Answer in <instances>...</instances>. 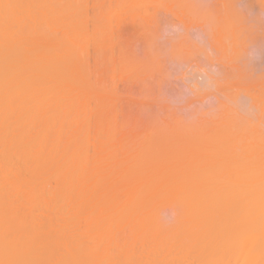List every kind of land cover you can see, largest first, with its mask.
<instances>
[{
  "label": "rangeland",
  "instance_id": "obj_1",
  "mask_svg": "<svg viewBox=\"0 0 264 264\" xmlns=\"http://www.w3.org/2000/svg\"><path fill=\"white\" fill-rule=\"evenodd\" d=\"M14 1L17 4L18 0ZM68 1L70 2L71 0H19V7L18 5L17 7L14 5L13 10L18 15L16 17L20 18L17 20L19 22L17 24L19 29L16 23L13 24L15 25L14 29H16L14 38L16 37L15 41H17L14 44L16 49L11 50H17V54L19 51V54L22 56L19 57V54H13V56L17 55L18 58L16 56L13 57L8 52V55L5 54L6 57L10 55L13 58L8 57V59L10 58L9 60L15 61L19 59L18 61L22 62L26 59L25 57L29 56V54L27 56L28 51L26 52V56L24 55L25 53H21L25 51L24 49L34 47L35 50H39L37 44L31 46V29L35 28L36 31L43 35V32L46 31L47 35L42 36L41 34L43 45L52 37L56 39L55 41L59 40L61 42L60 45L68 44L69 46L70 44L71 46L69 47L74 51L73 57L75 60L78 59V61L76 60L78 62L77 66L82 67L79 69L80 73L77 71L74 75V78H76L79 74L78 77L80 79L76 78L77 82H72L75 85L71 83L72 86H68L70 83L68 81V84L63 82L65 86L58 84L56 86L57 89L56 87L53 89L52 85H49L47 83L48 80L45 79V82H47L42 83L43 86L42 84L40 86L38 83L44 80L41 79L42 81H39L40 78L37 79L39 75L34 78L31 74L32 77H29L31 76L30 73H33V68L29 66L32 65L33 67L34 63H39L37 56H39L40 60H43L41 56L44 52H37L38 55L34 52L33 55V50L29 51L31 58L33 57L34 60L28 57L26 61L30 63V60H33V63L31 62L32 64L27 66L29 67L28 69L25 68V72L23 68L26 65H24L23 61L24 67L22 68V64L20 65L23 72L20 70V75H18V70L15 68L17 70L15 76L13 75V70L15 69L9 70L10 68H14V65L8 66V69L6 67L7 63L10 65L12 60L9 63V60H6V58L4 60L7 63H4L3 58L5 56L1 54L0 65L6 64L2 67L6 68L7 71L9 70L10 73L13 72V74H9L10 77H8L9 72H0V77L4 81L0 83L2 84L3 82L5 84L6 82V85L2 84L0 86L1 90L12 79L13 83L22 82L17 85L22 84L21 88L24 89L34 86L28 89V92L32 91L30 93L26 89L27 94H24L26 92L22 91L21 88L19 89L18 86L16 87L17 90L19 89L18 91L24 92L22 94L19 93L20 97L31 95L32 97L29 96L30 98L27 96L29 100L26 96H24L26 100H24V97H21V99L17 98L19 96L18 93H15L17 90L13 87V84H9V88L8 86L6 87L8 89L5 88L7 91L5 90L4 92H6L7 96L5 94H2L3 96L0 95V182H3L2 184L0 183V213L5 212L3 214L7 215L9 212L10 214L9 216L7 215V218L10 217V219L5 221H10L8 224L12 222L14 227L15 223L16 225L22 224L21 226H27V229L34 224L31 228H36L35 230L38 231L35 232L38 234L43 229L45 232H50L45 233L43 231L45 237L48 234L51 235H48L49 238L56 237L57 235L56 240L58 241L59 239L60 241L58 242H64L59 248L62 246L61 249H63L66 245L70 248L64 247L63 253L65 254L66 252L68 254H65L66 256L72 257V252L73 256L75 255L74 253L80 252L76 256L79 255V259L83 257L82 261L84 263L85 261H92L93 264H124L126 259L125 264H132L133 262H135L133 264H171L175 259L174 262L176 263L173 262L172 264H180L179 261H181V264L183 262L184 264H198L206 258L202 259L201 257L207 256L210 253L212 256L210 258L207 256L209 259H205L202 261L205 263L201 264H209L210 262L212 264V262L214 263L217 260L219 262H215L216 264L221 262H223L222 264H228V262H230L229 264H242L243 259L239 256V254L241 255L239 244L236 243L235 245V242H232L237 250L240 249L237 251L235 246H232L233 249L232 247H228V245L225 248V244L223 243L224 241L226 243V238H230V241L227 240V242L231 246L232 243L229 242L232 240L236 241V237L234 239L233 234L237 232L236 230L233 231L235 229V221L233 223L230 221L234 229L229 227L231 225L227 221H229V217H232L231 214L233 212H229L226 209V205H231L230 207L235 210V207L239 203L238 201L241 199L240 192L238 191H242V194L247 189L245 193L248 194L252 190L255 191L256 188L254 186L258 184L260 187L258 185L255 186L257 187V194H259V196L256 194L258 196V201L256 200L258 207H256L260 209V212L264 208V183L263 185L259 184V182L262 184L264 180V169L261 170L264 167V162L261 161V159H264V0H72L70 6H68ZM67 17H69L68 20ZM55 22L56 25L58 24L56 31H54L56 27H53ZM50 26L54 29L49 30L52 29ZM50 32L55 33H51L50 35ZM72 34L76 37L71 38ZM44 39L47 40L45 41ZM69 39H77V43L72 40L76 43L74 44V48L72 46L73 42L71 43ZM14 45L13 48H15ZM21 48L24 49L21 51ZM49 48L45 53L49 51ZM15 51L11 52L14 53ZM22 57H24L23 60ZM43 61H45L43 63L48 64V60L44 59ZM26 64L28 65V63ZM0 69V71L4 70ZM36 73L34 72L33 74L35 75ZM20 77L21 80L19 79ZM15 79H19V81ZM22 79L23 81L25 79V81L32 83L27 84L24 82L23 84ZM23 85L26 86L23 87ZM11 89L13 92L8 91ZM39 94L41 98L38 97ZM4 96L6 98L10 96L9 99L7 98L9 103L7 99H4ZM39 100H41V103ZM14 103L18 110H16ZM18 105H22V109ZM19 109L22 113H18ZM5 111L10 116L6 117ZM6 131H10L8 132L9 134ZM199 133H202V138L209 136L208 140L210 137H213L212 142L214 141V143L209 142L206 139L207 137H205L206 141L200 142L198 136L201 134ZM219 133L222 134V137L219 136L221 135ZM193 136H195L196 142L197 140L199 142L195 143V139L192 138L194 141L192 143L191 137ZM201 137L200 140H202ZM218 137L221 138L220 140L224 138L223 141H220L222 142L220 144H217V141L219 142ZM178 138L183 139L178 140ZM180 140L186 141H183L185 142V146L182 145L183 142ZM178 142L181 146H178ZM200 143H204L203 147ZM187 144H190L189 147L191 148H187ZM215 144L217 145L215 146ZM251 146L252 148H250ZM247 147L249 149H245ZM197 149L200 150L197 151ZM224 149L229 151H225ZM252 149H254L253 152ZM176 150L178 153L180 152V155ZM183 150L186 151V155ZM216 151L224 153L220 154ZM238 152L241 154H238ZM175 153H177V157H173ZM190 154H192L191 157L194 159L195 157L198 158V156L201 158V155L205 158L208 157L206 159L208 162L205 161L208 165L207 163L206 165L203 163L205 166V171L202 172L203 175L194 174L197 172L195 170L197 163H195L196 166L193 165L194 163H188L189 165L184 164L187 167L181 168L180 166L181 172L178 170L180 169L177 167L178 160L189 158ZM243 155L244 159H240L239 157L242 156L241 158H243ZM221 156L225 158L223 159ZM245 156L249 160L245 165L246 167L244 166L246 161ZM133 157L135 159L131 161ZM235 157L236 159H234ZM230 159L234 166H239L240 164L239 171L236 166L235 168L237 169L233 168L234 166L230 162ZM254 159L255 161H253ZM252 161L257 164L261 162L258 165L263 167H258L255 163H251ZM129 163L131 164L129 165ZM152 163L153 166L151 167ZM229 163L231 165L228 168L226 166ZM134 165H137V167ZM145 165L150 168L146 169ZM218 166H221L220 169L222 167L225 169L219 170L217 169ZM189 167H193L194 169H192L195 172H191ZM253 168L260 170L258 172L259 175L255 176L256 178L259 177L258 180H261L259 182L255 180L256 184L254 183V186L251 185V179L258 170L253 173L255 171H253ZM250 169L252 170L250 171ZM136 170H138V173ZM176 170L177 172L175 173ZM184 170L189 172L188 175L190 173H193V175L190 174V178L188 176L186 178L185 174H180ZM240 170L244 171V173L242 174ZM236 171L238 174L234 175L237 173ZM249 171L253 174L252 178H250L251 173ZM128 172L130 175L127 174ZM217 172L224 175L220 176ZM260 172L263 173L260 174ZM212 173L215 175L214 177H210ZM204 174L211 175L206 177ZM181 175L186 178H183L185 180L183 182ZM197 175L201 176L197 178ZM2 176H8L9 180L7 179L8 177L5 179ZM65 176L67 177L65 178ZM195 176L196 179H193ZM230 176L231 178H229ZM127 177L129 178L127 179ZM134 177L138 179L136 180ZM161 177L163 178L161 179ZM165 178L166 180L164 181ZM211 178L212 180L209 181ZM247 178L249 179L247 180ZM117 179H119L118 182H116ZM123 180L126 181L123 182ZM219 180L222 181L221 185L218 183L220 182ZM202 181L204 182L202 183ZM227 181L230 182L227 183ZM132 182L133 185L135 184V188L132 187ZM217 183L218 185H216ZM243 183L247 187L242 185ZM121 184L123 185V191H121ZM129 184L133 188V191ZM211 184L214 191L210 187ZM127 187L130 188V190L128 188L129 191L126 189ZM134 189H137V193L135 192L133 195ZM204 189L206 191L209 189V192L206 193ZM248 189L252 190L249 191ZM233 190L234 192H232ZM258 190L261 191L258 192ZM129 194L133 195L132 198ZM135 194L138 195L136 196ZM62 196L66 197L65 200ZM58 197L61 198H59L60 202L58 201ZM211 200H217L211 204L212 210L208 206ZM78 205L79 207H77ZM204 205L205 208L208 207L207 210L209 209L208 213L211 217H207V211L205 208V210L203 209ZM184 207H186V210ZM222 207L225 208L223 209ZM214 208H216V211H213ZM6 209L7 212L5 211ZM263 213L264 210H262V216ZM216 214L222 217V221L224 220L222 215H226L225 219L228 224L222 225L220 222H216V227L219 224V228L217 229V232H219L217 234L214 231L216 228L210 225L211 227L213 226V231L215 232V236H211L213 235L209 233L212 231L211 227L208 226L210 228H206L205 226L208 225V222L206 225L204 223L208 221L206 217L210 219L209 221L212 220V217L219 219L220 217ZM236 214L239 217V213ZM0 215V220L3 222L6 215ZM119 215L121 217L117 218L116 216ZM237 216L233 217L236 218V224L238 225ZM3 217L4 219H2ZM201 217H205V220ZM215 219L213 218V220ZM69 220L70 222H67ZM198 222H204L199 224L201 229H199V225L197 226ZM5 224L7 225V223ZM41 224H45V226ZM211 224L214 223L211 222ZM222 226H228V231L230 229V232L224 233L226 230ZM262 228L264 230V227ZM87 229L89 230L87 231ZM209 229L211 231L208 232ZM194 230L196 231L194 232ZM222 231L223 233H221ZM240 232L242 231L239 230V234H235V236L240 235ZM205 233L211 235L208 234L209 236H207ZM219 233L223 234L222 238L220 236L224 240L222 241L223 244H220L221 240L220 242L216 240L218 239L216 236L219 237ZM118 234L120 238L123 236L121 240L115 237ZM127 235H129V239H124ZM170 235L173 238L165 239L169 238ZM197 235L201 236L203 245L201 242H199L200 244H195L196 240L200 239L196 238ZM225 235L228 236L224 237ZM206 236L208 238L215 237L216 239H214L219 244H215L216 247H212L215 242L211 243L210 238L209 242L212 245L210 246L208 242L207 246V240H205V244L203 241L207 239ZM232 237L233 239L231 240ZM238 237L237 240L240 241L239 239L241 238ZM51 240L53 238L49 241L51 242ZM186 240L187 242L184 243ZM179 241L184 244H181ZM161 242L163 243L161 244ZM122 244L124 247H122ZM68 245H72L73 248L71 249L72 246L69 247ZM198 245H201L202 249H200L201 247L198 248ZM218 245L222 247H218ZM118 246L122 248H118ZM75 247L79 248L76 249ZM218 248L221 250L220 253V250L217 252ZM205 249H209L207 250L208 252ZM69 250L70 255L67 252ZM200 250H204L207 255H202L204 251L199 254ZM210 250L214 251L211 253ZM62 251L60 253L57 252L58 255L62 254ZM94 251L97 253L93 254L95 253ZM101 251H103V255ZM213 253L221 254L218 256L219 259L218 257H216L217 259L214 258L215 255ZM200 255L201 257H199ZM222 255L223 257L225 255V259ZM227 256L232 257V260ZM226 257L230 261H227ZM149 259L152 260L149 262ZM162 260L164 261L161 262ZM244 260L246 261V258ZM82 261L80 259L78 262ZM239 261L242 263H239ZM87 264L90 263L87 262Z\"/></svg>",
  "mask_w": 264,
  "mask_h": 264
},
{
  "label": "bare ground",
  "instance_id": "obj_2",
  "mask_svg": "<svg viewBox=\"0 0 264 264\" xmlns=\"http://www.w3.org/2000/svg\"><path fill=\"white\" fill-rule=\"evenodd\" d=\"M17 1V0H16ZM23 1V0H22ZM72 1V0H71ZM70 1V2H71ZM25 2V1H24ZM70 2L68 1V4H67V2H65L68 6H70ZM17 4H15V1L14 0H0V57H1V54L3 55L4 54V58H3V60L4 59H6V60H9L8 59V57H11L10 55L12 54V56H13V54H17V50L15 51V50H11V49H16V46L14 45V44H16V41H15V38H14V35L16 34V32H15V30L16 29H14V26L15 25H13V24H15L16 23V26H17V24L19 23V22H17V20L20 18H17L18 17V15L16 14V11L15 10H13L14 9V7L16 6L17 7V5H18V7H19V4L18 3H20L19 2V0L16 2ZM264 3V2H263ZM35 4V3H34ZM15 5V6H14ZM67 5H66V9H67ZM21 6H22V3H21ZM77 7V6H76ZM49 9H51V8H49ZM21 11V10H20ZM72 11V10H71ZM63 12V11H62ZM69 12V11H68ZM21 15V14H20ZM17 16V17H16ZM66 17V16H65ZM69 19V17H67V20ZM66 20V19H65ZM81 20V19H80ZM73 22V21H72ZM78 22V21H77ZM47 23V22H46ZM46 23H44V24H46ZM49 23V22H48ZM59 23V22H58ZM41 24V23H40ZM40 24H39V27H40ZM65 24V23H64ZM72 24V23H71ZM82 24V23H81ZM80 24V25H81ZM12 25H13V27H12ZM49 25V24H48ZM55 25H56V22H55ZM53 26L54 28H55V30L54 31H56L57 30V27H58V24L56 25V26ZM38 26V25H37ZM79 26V25H78ZM18 27V26H17ZM49 27V26H48ZM75 27V26H74ZM43 28H45V27H43ZM50 28H52L51 26H50ZM54 28H52V29H49V30H53ZM78 28V27H77ZM12 29H14V30H12ZM18 29H19V27H18ZM35 28H33V29H31V34H30V40H31V43H32V45L31 46H34V45H36L37 44V47H39V50L37 51V50H35L34 49V47L33 48H29V49H24V48H21V51H22V49H24L25 51L23 52H21L22 54H24L25 56H26V52H27V56H28V54H29V59H33V57L31 58V56H30V54L31 53H29V51H32V54L34 55V52H36V54L38 55V53H43L44 52V56L42 55H40L41 57H42V59L44 60H48V64H46V63H43V62H45V61H43V60H40L39 59V56H37L38 58V64H41V65H39L38 66V64H33L34 66L32 67V65L31 66H29L30 64H32L33 62V60H30V63L29 62H27L26 61V59L28 58V57H25L26 59H24V57H22V60L24 61H22L23 63H24V65H26L25 67L23 66V64H22V62H19L18 60L19 59H17V60H15V61H13L12 59V61L11 60H9L8 62L10 63V61H11V64L10 65H8V63L6 62V60H4L5 62L4 63H7V69L10 67V66H12V65H14V68H10L9 70H11V69H15V68H17V70H18V73H19V71L20 70H22V72H23V69H24V71L26 70V69H28L29 67L30 68H33L32 69V72L34 73V72H37L35 75L33 74V73H30V75L32 74L33 75V77L35 78V76L37 77V75H39L38 76V78L37 79H39L40 78V80L39 81H42L41 79H45V80H48V84L49 85H52L51 87L54 89L58 84L60 85V86H65V82L67 83L68 81H70V83L68 84V86L69 85H71L72 86V82H74V81H76L77 82V79L76 78H78L79 79V77H78V75L76 76V78H74V75L76 74V72L78 71L79 73H80V71H79V69H81V67H78L77 66V64H78V62H76V60L78 61V59H76L75 60V58L73 57V53H74V51H72L73 49H71L69 46H71L70 44H69V46H68V44H63V45H60V43L61 42H59V40L58 41H55L56 39H53V37L50 39V37H49V39L50 40H47L48 42H46L45 43V41H44V45H43V37L42 36H44V35H47L45 32L46 31H44L43 33H44V35L42 34V33H40V32H38V31H36V29L34 30ZM79 29H80V27H79ZM38 30V29H37ZM39 30H40V28H39ZM48 30V31H49ZM73 30V29H72ZM14 31V32H13ZM41 32H42V27H41ZM59 32V31H58ZM74 32V31H73ZM80 32H82V31H80ZM80 32H79V34H80ZM49 33V32H48ZM51 33H55V32H50V35H51ZM75 33V32H74ZM41 34H42V36H41ZM49 35V36H50ZM76 35V34H75ZM72 36V37H71ZM70 37L71 38H75L74 37V35L72 34ZM78 36V35H77ZM45 38V37H44ZM46 38H48L47 36H46ZM55 38V37H54ZM77 39H78V37H77ZM76 39V40H77ZM79 39H80V37H79ZM72 40H74V39H72ZM71 39H69V41L72 43V46H73V48H74V44H76L77 42H76V40H74V41H72ZM51 41V42H50ZM19 42V41H18ZM38 42V43H37ZM82 42V41H81ZM42 43V44H41ZM49 43V44H48ZM80 43V42H79ZM20 44V43H19ZM19 44H18V46H19ZM47 44V45H46ZM81 44V43H80ZM13 45H14V47L15 48H13ZM30 45V44H29ZM42 45H43V47H42ZM49 45H50V48H49ZM67 45V46H66ZM20 48V47H19ZM27 48V47H26ZM49 48V51L47 52V53H45L46 51H47V49ZM41 50V51H40ZM43 50V51H42ZM11 51H15L14 53L13 52H11ZM10 53V55L9 56H7L6 57V55L5 54H7V53ZM38 52V53H37ZM8 53V54H9ZM7 54V55H8ZM18 54H19V51H18ZM17 54V55H18ZM17 55H14L13 57H17ZM22 55L21 54H19V57H21ZM43 57H45V58H43ZM18 58V57H17ZM2 59V58H1ZM28 59V60H29ZM36 59V58H35ZM3 60H2V62H3ZM16 61H18V62H16ZM42 61V62H41ZM0 62H1V60H0ZM12 62H14V63H12ZM32 62V63H31ZM41 62V63H40ZM18 63H19V65H18ZM26 63H28V65L26 64ZM1 64V63H0ZM17 64V65H16ZM22 64V65H21ZM44 64V65H43ZM4 65H6V64H4ZM4 65H0V68H2V70L3 71H0V72H4V73H6V72H9L8 73V75L9 74H13V72L12 73H10V71L8 70H6V68H3L2 66H4ZM15 65H16V67H15ZM20 65L22 66V68L20 67ZM43 65V66H42ZM46 65V66H45ZM9 66V67H8ZM27 66H29V67H27ZM36 66V67H35ZM20 68V69H19ZM26 68V69H25ZM77 68H78V70H77ZM83 69V68H82ZM1 70V69H0ZM16 70V69H15ZM15 70H13L14 71V76L16 75L15 74V72H17V70L15 71ZM6 71V72H5ZM12 71V70H11ZM28 71V70H27ZM30 71H31V69H30ZM29 71V72H30ZM26 72V71H25ZM43 73V74H42ZM24 74V73H23ZM27 74V73H26ZM5 75V74H4ZM18 75H20V73L18 74ZM32 75L31 76H29V77H32ZM8 77H10V75L8 76ZM12 77V76H11ZM17 77V76H16ZM26 77H28V76H26ZM28 77V78H29ZM250 77V76H249ZM256 77V76H255ZM23 78V77H22ZM47 78V79H46ZM0 79H1V77H0ZM20 80H21V77L19 78ZM19 79L17 80V79H15V80H17V81H19ZM32 79V78H31ZM236 79V78H235ZM45 80L43 81V82H40V83H38V81L37 80H35V81H37V83L38 84H40V86H41V84L43 83H46L45 82ZM80 80V79H79ZM262 80H263V78H262ZM1 81H3L2 79L0 80V82ZM13 81V79L11 80V81H8L7 82V84L9 85V84H13V87H17L18 85L17 84H19V83H22V82H20L19 81V83H13L12 82ZM22 81H23V79H22ZM34 81V82H35ZM4 82V81H3ZM3 82H2V84H3ZM15 82V81H14ZM24 82H26L27 84H31L32 82H27V81H25V79H24V81H23V84H24ZM34 82H33V84H34ZM62 82V83H61ZM64 82V83H63ZM36 83V82H35ZM72 83V84H71ZM1 83H0V86L2 85ZM43 84H42V86H43ZM64 84V85H63ZM3 85H6V82H5V84H3ZM7 85V86H8ZM47 85V84H46ZM73 85H75V84H73ZM7 86H5V88L7 87ZM11 86V85H10ZM24 86H26V85H23V87ZM28 86H30V85H28ZM27 86V87H28ZM40 86H38V87H40ZM19 89L22 87V84H20L19 86ZM31 87H34V86H30L29 88H31ZM50 87V88H51ZM67 87V86H66ZM3 89V90H1L0 92H1V94L0 95H2V94H5L6 92H4L6 89H8L9 88V86H8V88H6V89ZM11 88V87H10ZM29 88H21L22 89V91H24V92H26V89H27V92H28V89ZM18 89V90H19ZM33 89V88H32ZM56 89H57V87H56ZM16 90H17V88H16ZM17 90V91H18ZM48 90V89H47ZM7 91V90H6ZM9 92L10 91H12L13 92V90L11 89V90H8ZM15 91V93H18V96L20 95V94H22V93H24V92H21V91ZM31 91V90H30ZM30 91L28 92V93H30ZM39 91V90H38ZM41 91V90H40ZM3 92V93H2ZM12 92H11V98H12ZM27 92L26 93H24V94H27ZM32 92V91H31ZM34 92H35V90H34ZM8 93V92H7ZM20 93V94H19ZM47 93H49V92H47ZM9 94V93H8ZM23 94V95H24ZM32 94H34V93H32ZM35 94H36V92H35ZM46 94V93H45ZM6 95V94H5ZM3 96V95H2ZM7 96V95H6ZM24 96H28V95H24ZM24 96H21V97H24ZM29 96H31V95H29ZM28 96V97H29ZM40 96V94L38 95V97ZM41 96H43V95H41ZM5 97V96H4ZM21 97L19 96V97H17V98H19V99H21ZM26 97H24L23 99L24 100H26ZM28 97H27V99H28ZM32 97V96H31ZM38 97H36V99H38ZM45 97H47V96H45ZM3 98V97H2ZM1 98V99H2ZM8 99L10 98V96L9 97H7ZM6 97L4 98V99H7ZM30 98V97H29ZM39 98H41V97H39ZM7 99V100H8ZM22 99V100H23ZM50 99V98H49ZM14 100V99H13ZM29 100V99H28ZM27 100V101H28ZM31 100V99H30ZM11 101H12V99H11ZM10 101V102H11ZM32 101V100H31ZM30 101V102H31ZM40 101V103H41V100H39ZM6 102V101H5ZM4 102V103H5ZM8 103H9V100L7 101ZM7 102H6V104H7ZM14 102H15V100H14ZM21 102V101H20ZM19 102V104H21ZM25 102V101H24ZM33 102V101H32ZM47 103V102H46ZM23 104V103H22ZM36 104V103H35ZM37 104H39V103H37ZM44 104V103H43ZM11 105H12V103H11ZM11 105H9V106H11ZM14 106H15V108H16V105H15V103H14ZM18 106H20V109H22L21 108V106L22 105H18ZM37 106V105H36ZM45 106V105H44ZM2 107V106H1ZM13 107V106H12ZM26 107V106H25ZM24 107V108H25ZM10 109H11V107H9ZM1 109V108H0ZM19 109V110H20ZM28 109V108H27ZM16 110H18V108H16ZM15 110V111H16ZM24 110V109H23ZM22 110V111H23ZM10 111V110H9ZM8 111V112H9ZM49 111V110H48ZM7 112V113H8ZM12 112L14 113V111L12 110ZM19 112H21V110L20 111H18V113ZM25 112V111H24ZM45 112H47V111H45ZM1 113H2V111H1ZM22 113V112H21ZM5 114H6V111H5ZM46 114V113H45ZM9 114H6V117L8 116ZM10 116V115H9ZM13 116V115H12ZM5 117V118H6ZM16 117V116H15ZM21 117V116H20ZM9 118V117H8ZM12 118V117H11ZM10 118V119H11ZM1 119H2V117H1ZM2 121V120H1ZM3 122V121H2ZM12 122V121H11ZM16 122V121H15ZM4 123V122H3ZM7 123V122H6ZM14 123V122H13ZM9 124V123H8ZM10 125H12V124H10ZM10 125H8V126H10ZM7 130H9V129H7ZM216 130V129H215ZM5 131V130H4ZM219 131V130H218ZM7 133L8 132H10V131H6ZM214 132V131H213ZM9 134V133H8ZM199 134H201V135H199L200 137L202 136V133H199ZM206 134V133H205ZM204 134V135H205ZM214 134V133H213ZM216 134V133H215ZM219 134H221V133H219ZM2 136H3V134H2ZM7 136V135H6ZM14 136V135H13ZM196 136H198V135H196ZM198 136V140L201 142V141H206L205 140V137H207L206 139L208 140V137L209 136H205V137H201V139L202 140H200V137ZM210 136H212V135H210ZM214 136V135H213ZM218 136V135H217ZM220 137H222V134L221 135H219ZM4 137V136H3ZM195 136H193V137H191V140H192V138L193 139H195V143H197V142H199L198 140H197V142H196V138H194ZM228 137V136H227ZM2 139V138H1ZM5 139V138H4ZM7 139V138H6ZM179 139H183V138H178V140ZM204 139V140H203ZM212 139H213V137L211 138L210 137V139L208 140L209 142L211 141L212 142ZM221 138H219L218 137V140H219V142L217 141V144H220V143H222V142H220V141H223V139L222 140H220ZM227 139V138H226ZM225 139V140H226ZM8 140V139H7ZM188 140V139H187ZM224 140V141H225ZM3 141V140H2ZM180 141H182V140H180ZM183 141H185V140H183ZM182 141V142H183ZM207 141V142H208ZM216 141V140H215ZM227 142H229L228 140H226ZM4 142H5V140H4ZM181 142V143H182ZM186 142V141H185ZM185 142H183V144L182 145H184L185 146ZM192 143L194 142L193 140L191 141ZM227 142H225V143H227ZM179 143V142H178ZM188 143V142H187ZM190 143V142H189ZM212 143H214V141L212 142ZM200 144H202V147H203V144L204 143H200ZM217 144H215V146L217 145ZM175 145H176V143H175ZM178 145V144H177ZM188 145V147L187 148H191V147H189V145L190 144H187ZM208 145V144H207ZM213 145V144H212ZM211 145V146H212ZM178 146H181V144L179 143V145ZM192 146V145H191ZM196 146V145H195ZM201 146V145H200ZM214 146V147H215ZM228 147H229V145H227ZM264 146V145H263ZM172 147H176V146H172ZM193 147H194V144H193ZM256 147V146H255ZM162 148V147H161ZM210 148V147H209ZM217 148H218V146H217ZM222 148H225V147H222ZM231 148V147H230ZM250 148H252V146L250 147ZM254 148V147H253ZM172 149V148H171ZM179 149H180V147H179ZM182 149V148H181ZM202 149V148H201ZM204 149V148H203ZM207 149V148H206ZM213 149V148H212ZM245 149H249V147H247V148H245ZM257 149V148H256ZM159 150H161V149H159ZM177 150H178V147H177ZM176 150V151H177ZM186 150V149H185ZM194 150V149H193ZM192 150V151H193ZM200 149H197V151H199ZM225 150V149H224ZM251 150V149H250ZM250 150H248V151H250ZM253 150L254 149H252V152H253ZM173 151V150H172ZM188 151H189V149H188ZM196 151V152H197ZM215 151V150H214ZM225 151H229V150H225ZM155 152H156V150H155ZM183 152H185L184 154L186 155V151H184L183 150ZM202 152H204L203 150H202ZM206 152V151H205ZM208 152V151H207ZM213 152V151H212ZM217 152V151H216ZM230 152H232V151H230ZM236 152V151H235ZM159 153H160V151H159ZM177 153H178V151H177ZM177 153H175L174 154V156L173 157H177L176 156V154ZM180 153V152H179ZM178 153V154H179ZM191 153V152H190ZM194 153V152H193ZM192 153V154H193ZM199 153H201V152H199ZM215 153V152H214ZM217 153H220V152H217ZM224 153V152H223ZM223 153H220V154H223ZM226 153V152H225ZM250 153V152H249ZM255 153V152H254ZM2 154V153H1ZM192 154H190V157L189 158H185V159H183V161H182V159H180V161L178 160V163L180 164L179 166H178V163H177V167H179L180 168V166H181V168L183 167V168H186L187 166L186 165H184V164H191V163H194L193 165H195V163H197V167L195 168V166H194V168H195V170H197V172H195V170H193L192 168H190L189 167V170L191 171V172H195L194 174H196V173H198V174H202V172L203 171H205V166H204V164L203 163H205V165H206V163L208 162L206 159H208V157L207 158H205L203 155H201L202 157L201 158H199V156H198V158L197 157H195V159L194 158H192L191 157V155ZM204 154V153H203ZM208 154V153H207ZM238 154H241V153H239L238 152ZM260 154V153H259ZM258 154V155H259ZM155 155V154H154ZM160 155H162V154H160ZM159 155V156H160ZM180 155V154H179ZM181 155H182V153H181ZM188 155V154H187ZM199 155V154H198ZM214 155V154H213ZM262 155H263V153H262ZM149 156V155H148ZM172 156V155H171ZM196 156V155H195ZM205 156H206V154H205ZM215 156V155H214ZM217 156V155H216ZM220 156V155H219ZM218 156V157H219ZM225 156V155H224ZM232 156V155H231ZM236 156V155H235ZM248 156V155H247ZM136 157V156H135ZM162 157V156H161ZM186 157H188V156H186ZM213 157V156H212ZM218 157H216V159H218ZM222 158H223V156H221ZM242 157V156H241ZM241 157H239L240 159H244V155H243V158H241ZM246 157V156H245ZM255 157V156H254ZM259 157V156H258ZM6 158V157H5ZM9 158V157H8ZM139 158V157H138ZM147 158V157H146ZM158 158V157H157ZM202 158H204V160H202ZM214 158V157H213ZM225 158V157H224ZM223 158V159H224ZM253 158V157H252ZM11 159V158H10ZM135 158L133 157V159L131 160V161H133ZM140 159V158H139ZM138 159V160H139ZM167 159H168V157H167ZM178 159H179V157H178ZM196 159H198V160H196ZM232 159V158H231ZM231 159H230V162H231ZM234 159H236V157L234 158ZM249 159V158H248ZM259 159V158H258ZM141 160V159H140ZM139 160V161H140ZM150 160V159H149ZM175 160V159H174ZM210 160V159H209ZM10 161V160H9ZM130 161V162H131ZM139 161H137L138 163H139ZM147 161V160H146ZM145 161V162H146ZM153 161V160H152ZM160 161V160H159ZM205 161H207V162H205ZM234 161V160H233ZM235 161H237V160H235ZM242 161V160H241ZM245 161V160H244ZM247 161L249 162V160H247V157H246V161H245V163H244V166L247 164ZM253 161H255V159L253 160ZM251 162V163H255V162ZM261 161H263L264 162V159L262 160L261 159ZM142 162V161H141ZM156 163H157V161H155ZM161 162V161H160ZM164 162V161H163ZM183 162V163H182ZM212 162V161H211ZM133 163H135V162H133ZM155 163V164H156ZM169 163V162H168ZM198 163H200V164H198ZM213 163V162H212ZM220 163V162H219ZM224 163V162H223ZM225 163H226V161H225ZM232 163V165H233V162H231ZM235 163V162H234ZM250 163V165H252ZM259 163H261V162H259ZM258 163V164H259ZM3 164V163H2ZM131 163H129V165H130ZM136 164V163H135ZM140 164V163H139ZM139 164H137V165H139ZM142 164V163H141ZM165 164V163H164ZM188 164V165H189ZM215 164V163H214ZM257 163H255V165H258ZM137 165H134L135 167H137ZM144 165V164H143ZM176 165V164H175ZM207 165H208V163H207ZM219 165V164H218ZM231 164L229 163V165H227L226 167H228V166H230ZM260 165V164H259ZM258 165V167H260ZM263 165V164H262ZM1 166V165H0ZM126 166V165H125ZM133 166V165H132ZM131 166V167H132ZM146 166V169L149 167H147V165H145ZM151 167L153 166V163H152V165H150ZM192 166V165H191ZM234 166V165H233ZM236 166V165H235ZM235 166L233 167L234 169H237L238 168V171H239V166H240V164H239V166H236L237 168H235ZM241 166H243V165H241ZM127 167V166H126ZM143 167V166H142ZM176 167V166H175ZM221 167V166H220ZM220 167L218 166V168L217 169H219V170H222L224 167H222V169H220ZM246 167V166H245ZM251 167V166H250ZM258 167H255V168H258ZM261 167H263V166H261ZM260 167V168H261ZM134 168V167H133ZM150 168V167H149ZM173 168V167H172ZM181 168L180 169H178V170H180V172H181ZM229 168V167H228ZM230 168H232V167H230ZM242 169H244L243 167H241ZM252 168V167H251ZM255 168H253V173H255L256 172V170H258V169H255ZM131 169V168H130ZM136 169H138V168H136ZM142 169H144V168H142ZM176 169V168H175ZM225 169V168H224ZM247 169V168H246ZM264 169V167L261 169V170H263ZM229 170V169H228ZM252 169H250V171H251ZM134 171H135V169H134ZM137 171V173H138V170H136ZM145 171V170H144ZM216 171V170H215ZM224 171V170H223ZM241 172H242V170H240ZM246 171V170H245ZM249 171V172H250ZM260 170H258L257 171V173L256 174H254V177L252 178V173H251V177L250 178H252L251 179V185L252 186H254L255 184H256V181L255 180H258V178L259 177H257L256 178V176L255 175H257L258 174V172H259ZM10 172V171H9ZM149 172H150V170H149ZM177 172V170L175 171V173ZM222 172V171H221ZM229 172V171H228ZM231 172V171H230ZM234 172V171H233ZM237 172V171H236ZM247 172V171H246ZM245 172V173H246ZM5 173V172H4ZM120 173V172H119ZM123 173V172H122ZM139 173H140V171H139ZM188 173L189 172H187L186 170H184L183 171V173H180V174H185V177L186 176H188L189 177V175L191 174H189L188 175ZM193 173L191 174V175H193ZM210 173V172H209ZM220 174V172H217V174ZM225 173V172H224ZM244 173V171L242 172V174ZM263 172H260V174H262ZM51 174V173H50ZM117 174H118V172H117ZM126 174V173H125ZM128 175H130V173L128 172L127 173ZM134 174V173H133ZM156 174V173H155ZM170 174V173H169ZM187 174V175H186ZM226 174V173H225ZM229 174V173H228ZM238 174V172L236 173V174H234V175H237ZM240 174V173H239ZM124 175V174H123ZM190 175V176H191ZM203 175V174H202ZM204 175H206V174H204ZM211 174H207L206 175V177H208V176H210ZM223 176L224 174H220V176ZM227 175V174H226ZM230 175H232V174H230ZM244 175H246V174H244ZM248 175H249V173H248ZM259 175V174H258ZM257 175V176H258ZM22 176V175H21ZM118 176V175H117ZM121 177H122V175H120ZM133 176V175H132ZM135 176V175H134ZM145 176V175H144ZM182 176V175H181ZM180 176V177H181ZM201 175H197V178H199ZM214 177L215 175H213V173H212V175L210 176V177ZM219 176V177H220ZM243 176V175H242ZM247 176V175H246ZM3 178H5L6 179V177H8V176H6V177H4V176H2ZM16 177V176H15ZM67 176H65V178H66ZM136 177H137V175H136ZM142 177V176H141ZM140 177V178H141ZM154 177V176H153ZM185 177H181L182 178V182L183 181H185V180H183V178L184 179H186ZM192 177H194V176H192ZM205 177V178H206ZM209 177V178H210ZM233 177H235V176H233ZM239 177H240V175H239ZM238 177V178H239ZM244 177V176H243ZM260 177H262V176H260ZM64 178V179H65ZM119 178V177H118ZM129 177H127V179H128ZM135 178V177H134ZM139 178V179H140ZM151 178V177H150ZM163 177H161V179H162ZM173 178V177H172ZM181 178H180V180H181ZM190 178V177H189ZM188 178V179H189ZM229 178H231V176L229 177ZM229 178H227V179H229ZM8 180H9V177L7 178ZM124 179V178H123ZM126 179V178H125ZM133 179V178H132ZM136 179V178H135ZM138 179V178H137ZM136 179V180H137ZM145 179V178H144ZM170 179V178H169ZM178 179V178H177ZM193 179H196V176H195V178H193ZM203 179V178H202ZM208 179V178H207ZM207 179H205V180H207ZM221 179V178H220ZM243 179V178H242ZM249 178H247V180H248ZM262 179V178H261ZM10 180H11V178H10ZM13 180H14V178H13ZM15 180H16V178H15ZM68 180H70V179H68ZM120 180H122L121 178H120ZM135 180V181H136ZM152 180V179H151ZM166 180V178L164 179V181ZM210 180H212V178L211 179H209V181ZM232 180V179H231ZM240 180V179H239ZM260 180V179H259ZM259 180H258V182H259ZM7 181V180H6ZM5 181V182H6ZM31 181V180H30ZM119 181V179H117V181L116 182H118ZM124 181H126V180H123V182ZM133 182H134V180H132ZM159 181V180H158ZM190 181V180H189ZM215 181V180H214ZM217 181V180H216ZM220 181V180H219ZM234 181V180H233ZM242 181V180H241ZM243 181H244V179H243ZM261 181V180H260ZM65 182V181H64ZM66 182H67V179H66ZM122 182V183H123ZM128 182H129V180H128ZM133 182H132V187L133 188H135L134 186H135V184L133 185ZM204 181H202V183H203ZM226 182V181H225ZM225 182H223V184H225ZM228 182H230V181H227V183ZM1 183V182H0ZM3 183V182H2ZM1 183V184H2ZM10 183H12V182H10ZM10 183H7V184H10ZM16 183V182H15ZM80 183H82V182H80ZM130 183V182H129ZM177 183V182H176ZM191 183V182H190ZM209 183V182H208ZM218 183H220V185L222 184V181H220V182H218ZM218 183L216 184V185H218ZM226 183V184H227ZM231 183H233V182H231ZM246 183V182H245ZM255 183V184H254ZM263 183H264V180L262 181V184H261V182H259V184L260 185H263ZM29 184V183H28ZM70 184V183H69ZM118 184V183H117ZM123 184H125V183H123ZM146 184V183H145ZM213 184V183H212ZM212 184L210 185V187L212 186ZM234 184H235V182H234ZM241 184V183H240ZM239 184V185H240ZM247 184V183H246ZM23 185V184H22ZM72 185V184H71ZM77 185V184H76ZM78 185H80V184H78ZM122 185V184H121ZM130 185V184H129ZM137 185V184H136ZM230 185V184H229ZM237 185V184H236ZM242 185H245L244 183L242 184ZM248 185V184H247ZM247 185H245L246 187H247ZM256 185H258V184H256ZM255 185V186H256ZM66 186V185H65ZM118 186V185H117ZM138 186V185H137ZM213 186H215V185H213ZM254 186V188H256L257 189V187H255ZM259 186V185H258ZM264 186V185H263ZM262 186V187H263ZM13 187V186H12ZM23 187V186H22ZM77 187V186H76ZM120 187V186H119ZM123 187V185L121 186V191H123L122 188ZM131 187V185H130V188H132ZM210 187H207V188H210ZM220 187V186H219ZM229 187V186H228ZM227 187V188H228ZM240 187V186H239ZM239 187H237V188H239ZM248 187L250 188V186L248 185ZM260 187V186H259ZM6 188V187H5ZM128 188L129 187H127L126 189L128 190ZM130 188H129V190H130ZM133 188L131 189L132 191H133ZM197 188V187H196ZM204 188H206V187H204ZM212 189H213V187H211ZM210 188V189H211ZM220 188H222V187H220ZM226 188V187H225ZM242 188L243 189H245V187H243L242 186ZM264 188V187H263ZM124 189H125V186H124ZM176 189V188H175ZM190 189V188H189ZM203 189V188H202ZM216 189V188H215ZM241 189V188H240ZM256 189H255V191H256ZM259 189H261V188H259ZM62 190H64V189H62ZM128 190V191H129ZM136 190L137 189H134V192H133V195H134V193L136 192ZM191 190V189H190ZM194 190V189H193ZM205 190V189H204ZM218 190V189H217ZM225 190V189H224ZM223 190V191H224ZM236 190V189H235ZM249 190V189H248ZM250 190H252V189H250ZM249 190V191H250ZM19 191V190H18ZM68 191H69V189H68ZM118 191H120V190H118ZM120 191V192H121ZM164 191V190H163ZM187 191V190H186ZM192 191V190H191ZM190 191V192H191ZM195 191V190H194ZM206 191V190H205ZM212 191H214V189L212 190ZM230 191V190H229ZM237 191V190H236ZM244 191V190H243ZM245 191H247V189L245 190ZM245 191L241 194V192L242 191H238V192H240V194L239 195H241V199L238 201L239 203H238V205L235 207V210H236V212H234L235 210L233 209V208H231L230 206L231 205H226V209L229 211V212H233L231 215H232V217L233 216H237V214L236 213H239L238 215H239V217H238V222H239V224L237 225L236 224V218L235 217H231L232 218V220H231V218L229 217V216H231V215H229L228 217H229V221H227V222H230V221H232V223L234 222V228L232 227V223L230 222V224L229 225H231V226H229V227H231V229L233 228L234 230L233 231H237L236 233H234L233 231H231L232 233H234L233 235H234V239H235V237H236V241L234 240H232L233 239V237L231 238V242H229V243H232V242H235V245H236V243L237 244H239L238 246H239V248H241V250L240 249H238V250H240V252H241V255L239 254V256H240V258L241 259H245L246 258V261L244 260H242V262L245 264V263H247V264H261V263H263L264 264V230H263V228L262 227H264V219H263V217H264V213H263V216H262V210H264V208L261 210V212H260V209H258L257 207V205H256V200H257V197L259 196V194H257V191L255 192V191H251V192H249L248 194L247 193H245ZM261 191V190H260ZM259 190H258V192H260ZM1 192V191H0ZM67 192V191H66ZM182 192H183V190H182ZM209 192V189L206 191V193H208ZM232 192H234V190L232 191ZM130 193H131V191H130ZM137 193V192H136ZM184 193V192H183ZM205 193V194H206ZM212 193V192H211ZM225 193V192H224ZM230 193V192H229ZM263 193H264V190H263ZM1 194V193H0ZM7 194V193H6ZM71 194V193H70ZM119 194V193H118ZM126 194H127V192H126ZM132 194V193H131ZM236 194V193H235ZM256 194L258 195V196H256ZM123 195H124V193H123ZM130 195V194H129ZM133 195H130V197L132 198V196ZM136 196L138 195V194H135ZM200 195H202V194H200ZM221 195H223V194H221ZM229 195V194H228ZM227 195V196H228ZM262 195V194H261ZM3 196V195H2ZM64 196H65V194H64ZM125 196V195H124ZM218 196V195H217ZM223 196H225V195H223ZM63 197V196H62ZM69 197V196H68ZM130 197H128V198H130ZM199 197V196H198ZM2 198V197H1ZM8 198V197H7ZM60 197H58V199H59ZM64 198V197H63ZM62 198V199H63ZM66 198V197H65ZM65 198H64V200H65ZM123 198V197H122ZM127 198V197H126ZM194 199H195V197H193ZM204 198V197H203ZM219 198H220V196H219ZM237 198V197H236ZM260 198V197H259ZM258 198V199H259ZM5 199V198H4ZM61 199V198H60ZM60 199L58 200L59 202H60ZM68 199V198H67ZM199 199V198H198ZM222 199V198H221ZM225 199V198H224ZM229 199V198H228ZM239 199V198H238ZM3 200V199H2ZM6 200V199H5ZM63 200V201H64ZM119 200V199H118ZM129 200V199H128ZM202 200H204V199H202ZM52 201V200H51ZM55 201H57V200H55ZM120 201V200H119ZM193 201V200H192ZM210 201V200H209ZM214 201H217V200H214ZM214 201L213 200H211V202H210V205H208V204H206V205H208L209 206V209H211L212 210V207H211V204L212 203H214ZM225 201V200H224ZM234 201V200H233ZM258 201V200H257ZM9 202V201H8ZM76 202V201H75ZM199 202V201H198ZM226 202V201H225ZM228 202V201H227ZM5 203V202H4ZM4 203H3V205H4ZM50 203V202H49ZM54 203V202H53ZM185 203V202H184ZM7 204H9V203H7ZM38 204V203H37ZM71 204V203H70ZM79 204V203H78ZM92 204V203H91ZM118 204V203H117ZM195 204V203H194ZM202 204V203H201ZM205 204V203H204ZM224 204V203H223ZM231 204V203H230ZM257 204H259V202H257ZM54 205V204H53ZM56 205V204H55ZM75 205V204H74ZM95 205V204H94ZM115 205V204H114ZM113 205V206H114ZM189 205V204H188ZM187 205V206H188ZM191 205H192V203H191ZM222 205V204H221ZM5 206V205H4ZM48 206V205H47ZM87 206V205H86ZM116 206V205H115ZM257 206V207H256ZM6 207H8V206H6ZM42 207V206H41ZM44 208H45V206H43ZM53 207V206H52ZM77 207H79V205L77 206ZM195 207H197L196 205H195ZM194 207V208H195ZM203 207V206H202ZM211 207V208H210ZM263 207H264V205H263ZM1 208V207H0ZM16 208V207H15ZM95 208V207H94ZM110 208H111V206H110ZM185 208V210H186V207H184ZM199 209H200V207H198ZM205 208V205H204V207H203V209ZM208 208V207H207ZM207 208H205L206 209V213H207V217L209 216V209L207 210ZM217 208V207H216ZM216 208H214V210L213 211H216ZM223 209L225 208V207H222ZM4 209V208H3ZM28 209V208H27ZM35 209V208H34ZM47 209V208H46ZM202 209V208H201ZM204 209V210H205ZM219 209H221L220 207H219ZM33 210V209H32ZM41 210V209H40ZM193 210H195V209H193ZM211 210H210V212H211ZM4 211V210H3ZM6 212H7V209L5 210ZM13 211V210H12ZM47 211V210H46ZM102 211V210H101ZM190 211V210H189ZM203 211V210H202ZM213 211H212V213H213ZM218 211V210H217ZM224 211V210H223ZM35 212V211H34ZM63 212V211H62ZM61 212V213H62ZM225 212V211H224ZM223 212V213H224ZM3 213H5V212H2V213H0V214H2V215H6V214H3ZM18 213V212H17ZM53 213H54V211H53ZM61 213H60V215H61ZM115 213V212H114ZM205 213V212H204ZM205 213V214H206ZM261 213V214H260ZM119 214V213H118ZM211 214V213H210ZM215 214V213H214ZM220 214V213H219ZM222 214V213H221ZM224 214H227V213H224ZM224 214L222 215L223 216V218H224V220L223 221H225L224 223H223V221H222V217L220 216V215H218V214H216V215H218L220 218L219 219H215V217H212L211 219L213 220V218L215 219V220H211V221H209L210 219H208L207 217H206V219L208 220V221H206L205 223L204 222H202V223H204L205 225H206V223L208 224V225H206L205 227L206 228H210L211 226L210 225H213L214 226V228H216V229H214V231L216 232V234L219 232H217V229L219 228V224H218V227H216L217 226V223L216 222H220V224H222V225H227L228 223L226 222V219H225V216H224ZM8 216L10 215L9 214V212H8V214H7ZM7 215H6V218L4 219V217L2 218V219H4L3 220V222H2V220H0V264H87V262L88 263H92V261H85V263L82 261L83 259V257L81 258L80 257V259H81V261L83 262H78L80 259L78 258L79 257V255L78 256H76L77 254H80V252L79 253H74L75 255V258H73L74 256L72 255L73 254V252L71 253V256L72 257H70V256H66L65 254H67L66 252H65V250H67V249H70V248H68L67 247V241H66V246H64L65 248H67V249H65L64 250V252H65V254L63 253V249H64V247H63V249H61V247L59 248V246L60 245H62L64 242H58V241H60L59 239H58V241L56 240V237H57V235H56V237H51V238H53V240H54V238H55V240H54V242H52L53 240H51V242L49 241L51 238H49L48 237V235L47 234H45V235H47L46 237L44 236V229H43V231L42 232H40V233H43V234H41L40 235V233L38 234L37 232H35V231H38V230H35L34 228H31V226L28 224V226H30L28 229H27V226H25V227H23V226H21L22 224H18V225H16V223H15V227L12 225V222H11V224H8V222L10 223V221H5V220H8V219H10V217L9 218H7ZM18 215V214H17ZM23 215V214H22ZM57 215V214H56ZM116 215V214H115ZM199 215V214H198ZM202 215V214H201ZM212 215V214H211ZM228 215V214H227ZM1 216V215H0ZM193 216L194 217H196L194 214H193ZM205 216V215H204ZM54 217V216H53ZM112 217V216H111ZM117 218H119V217H121L120 215L119 216H116ZM115 217V218H116ZM209 217H211V216H209ZM1 218V217H0ZM28 218V217H27ZM31 218H32V216H31ZM102 218V217H101ZM202 218V217H201ZM204 218V220H205V217H203ZM202 218V219H203ZM235 218V219H234ZM75 220H76V218H74ZM121 219V218H120ZM14 220H15V218H14ZM13 220V221H14ZM64 220V219H63ZM74 220V221H75ZM218 220H220V221H218ZM5 221V222H4ZM12 221V220H11ZM20 221V220H19ZM65 221V220H64ZM64 221H62V222H64ZM72 221H73V219H72ZM77 221V220H76ZM75 221V222H76ZM109 221V220H108ZM115 221V220H114ZM117 221V220H116ZM22 222V221H21ZM34 222V221H33ZM67 222H70V220L69 221H67ZM107 222V221H106ZM201 222V221H200ZM200 222H198L197 223V226L199 225V224H202V223H200ZM211 222L212 223H214V224H211ZM222 222V223H221ZM237 222V223H238ZM5 223H7V225L5 224ZM55 223V222H54ZM57 223V222H56ZM118 223V222H117ZM194 223H195V221H194ZM210 223V224H209ZM226 223V224H225ZM25 224V223H24ZM51 224V223H50ZM60 224V223H59ZM70 224V223H69ZM235 224H236V226H235ZM42 226L44 225L45 226V224H41ZM111 225V224H110ZM195 225V224H194ZM33 226H34V224H33ZM32 226V227H33ZM42 226H39V227H42ZM48 226V225H47ZM52 226V225H51ZM60 226V225H59ZM73 226V225H72ZM91 226V225H90ZM196 226V228H198ZM201 226H203V225H201ZM208 226H210V227H208ZM213 226L210 228V229H212V231H213ZM221 226V225H220ZM239 226V227H238ZM39 227H37V228H39ZM54 227V226H53ZM222 227H224L225 229L224 230H226V231H224V233H227V231H228V226L227 227H225V226H222ZM236 227H237V229H236ZM48 228V227H47ZM47 228H45L46 230H47ZM55 228V227H54ZM57 228V227H56ZM111 228V227H110ZM109 228V229H110ZM182 228V227H181ZM194 228V227H193ZM205 228V229H206ZM199 229H201L200 228V225H199ZM208 230V232L209 231H211V230ZM223 229V228H222ZM89 229H87V231H88ZM172 230V229H171ZM197 231H198V229H196ZM196 230H194V232L196 231ZM239 230L240 231H242V232H240L241 234V237H240V235H238V236H235V234L237 235V234H239ZM41 231V230H40ZM182 231V230H181ZM209 232V233H211V234H213V235H211V234H209V233H205V234H207V236H209V235H211V236H215V232L213 231V232ZM49 232V231H48ZM48 232H45V233H48ZM68 232V231H67ZM145 232V231H144ZM192 232V231H191ZM200 232H202V231H200ZM203 232H204V230H203ZM228 232H230V229H229V231ZM50 233V232H49ZM94 233V232H93ZM130 233H131V231H130ZM150 233V232H149ZM168 233V232H167ZM221 233H223V231L221 232ZM221 233H219L218 235H219V237H217L216 236V238H218V239H216L215 237H210V238H208L207 236V239H204L203 240V238H202V240L204 241V244H205V240H207L206 241V245H207V243L209 242V239H210V241H212L211 243H213V241L215 242V243H213V245L209 242V244H210V246L212 245V247H216V245L217 244H219V242H220V240H221V243L220 244H225L224 246H225V248H226V246L228 245V247H232V246H235V245H233V243L231 244V246H230V244H228V242H227V240L228 241H230L229 239L230 238H226L225 240H226V243H225V241L224 240H222L221 238H222V236H223V234H221ZM62 234V233H61ZM60 234V235H61ZM98 234V233H97ZM96 234V235H97ZM133 234V233H132ZM175 234V233H174ZM190 234V233H189ZM195 234V233H194ZM201 234V233H200ZM209 234V235H208ZM231 234V233H230ZM230 234H228V235H230ZM62 235H64V234H62ZM83 235V234H82ZM130 235V234H129ZM129 235H127V237H125L124 239H126V238H128L129 237ZM173 235V234H172ZM172 235H170V237L169 238H165V239H170L171 237H172ZM204 235V234H203ZM228 235H225L224 237H227ZM232 235V236H233ZM49 236H51V235H49ZM65 236V235H64ZM64 236H62V237H64ZM92 237H93V235H91ZM119 236V234L117 235V236H115V237H118ZM183 236V235H182ZM195 236H196V234H195ZM220 236H221V238H220ZM123 237V236H122ZM121 237V238H122ZM152 237V236H151ZM154 237V236H153ZM189 237H191V235H189ZM237 237L238 238H241V239H239L240 241H238L237 240ZM68 238V237H67ZM71 238V237H70ZM119 238V240H121V238L120 237H118ZM133 238V237H132ZM173 238V237H172ZM187 238V237H186ZM196 238H200L199 240L197 239L196 240V243L195 244H197V243H199V242H201L202 243V241H201V236L199 237V235H197V237ZM195 238V239H196ZM217 240V241H219V242H217L215 239ZM61 239V238H60ZM65 239V238H64ZM129 239V238H128ZM131 239V238H130ZM135 239V238H134ZM140 239V238H139ZM138 239V240H139ZM144 239V238H143ZM159 239V238H158ZM164 239V240H165ZM179 239H180V237H179ZM214 239V240H213ZM82 240V239H81ZM183 240H184V238H183ZM192 240V239H191ZM83 241V240H82ZM128 241V240H127ZM154 241H156V240H154ZM182 241V240H181ZM189 241H190V239H189ZM195 241V240H194ZM198 241V242H197ZM222 241H224L223 243H222ZM79 242H80V240H79ZM94 242V241H93ZM137 242V241H136ZM180 242V241H179ZM187 242V240L184 242V243H186ZM217 242V243H216ZM241 242V243H240ZM85 243V242H84ZM122 243V242H121ZM121 243H119V244H121ZM125 243H126V241H125ZM129 243V242H128ZM131 243V242H130ZM135 243V242H134ZM133 243V244H134ZM151 243V242H150ZM159 243V242H158ZM163 242H161V244H162ZM181 243V242H180ZM183 243V242H182ZM181 243V244H182ZM183 243V244H184ZM193 243V242H192ZM82 244V243H81ZM86 244V243H85ZM92 244V243H91ZM94 244V243H93ZM96 244V243H95ZM157 244V243H156ZM180 244V245H181ZM200 244V243H199ZM216 244V245H215ZM116 245V244H115ZM123 245V244H122ZM178 245V244H177ZM188 245V244H187ZM193 245V244H192ZM202 245H203V243H202ZM69 246V245H68ZM70 246H72V245H70ZM69 246V247H70ZM127 246V245H126ZM131 246V245H130ZM162 246V245H161ZM170 246V245H169ZM208 246V245H207ZM219 246H221V245H218V247ZM224 246H223V248H224ZM116 247V246H115ZM122 247H124V245L122 246ZM122 247H119L118 246V248H122ZM159 247H160V245H159ZM159 247H157V248H159ZM178 247V246H177ZM192 247V246H191ZM194 247V246H193ZM195 247H197V245H195ZM199 247H201V245L199 246L198 245V248ZM206 247V246H205ZM211 247V248H212ZM222 247V246H221ZM228 247H227V249H228ZM59 248V249H58ZM73 248V246L71 247V249ZM76 248V247H75ZM79 248V247H78ZM78 248H76V249H78ZM81 248V247H80ZM88 248V247H87ZM117 248V247H116ZM167 248H168V245H167ZM186 248V247H185ZM204 248V247H203ZM208 248V247H207ZM235 248H236V246H235ZM61 249V250H60ZM90 249V248H89ZM200 249H202V247L200 248ZM216 249V248H215ZM222 249V248H221ZM232 249H233V247H232ZM59 250V251H58ZM74 250V249H73ZM86 250V249H85ZM91 250V249H90ZM92 250H93V247H92ZM114 250V249H113ZM119 250H121V249H119ZM145 250V249H144ZM143 250V251H144ZM170 250V249H169ZM199 250V249H198ZM206 250V249H205ZM207 250H209V249H207ZM206 250V252H208ZM218 250H220L219 248L217 249V252H218ZM230 251H232L231 249H229ZM236 250H237V248H236ZM237 250V251H238ZM244 250H245V252H244ZM62 251V254H59L58 255V253H60ZM87 251L89 252V250L87 249ZM95 251H97V250H95ZM94 251V252H95ZM168 251V250H167ZM183 251H185V250H183ZM201 251V250H200ZM199 251V254L200 253H202V251H204V250H202L201 252ZM214 250H210V252L212 253ZM224 251V250H223ZM58 252V253H57ZM68 253H69V255H70V250L69 251H67ZM78 252V251H77ZM97 252H99V251H97ZM97 252H95V253H93V254H96ZM110 252V251H109ZM111 252H112V250H111ZM115 252V251H114ZM123 252V251H122ZM170 252V251H169ZM172 252V251H171ZM192 252V251H191ZM205 251L202 253V255L203 254H206L207 255V253H206ZM216 252V251H215ZM221 252V250L219 251V253ZM239 252V253H240ZM92 253V252H91ZM116 253V252H115ZM114 253V254H115ZM125 253V252H124ZM144 253V252H143ZM156 253V252H155ZM167 253V252H166ZM175 253V252H174ZM219 253H217V254H215V253H213L214 255H215V257L214 258H216V257H218L219 255H221V254H219ZM227 253V252H226ZM242 253H244L243 254V256L245 257H243L242 256ZM58 255V256H56V255ZM88 254V253H87ZM92 254V255H93ZM101 254L103 255V251H101ZM106 254V253H105ZM110 254V253H109ZM161 254V253H160ZM167 254H169V253H167ZM191 254V253H190ZM193 254V253H192ZM195 254V253H194ZM197 254V253H196ZM68 255V254H67ZM112 255V254H111ZM144 255V254H143ZM152 255V254H151ZM178 255V254H177ZM186 255V254H185ZM189 255V254H188ZM110 256V255H109ZM131 256V255H130ZM135 256V255H134ZM165 256H166V254H165ZM170 256V255H169ZM172 256V255H171ZM189 256H191V255H189ZM209 258L212 256L210 253H208V255H207ZM207 256H205L204 255V257H201V255L199 256V257H201L202 259L203 258H205V259H209V258H207ZM231 256V255H230ZM104 257V256H103ZM127 257V256H126ZM138 257V256H137ZM162 257H163V254H162ZM187 257V256H186ZM198 257V258H199ZM222 257H223V255H222ZM224 257H225V255H224ZM223 257V258H224ZM228 258H230L229 256H227ZM226 257V260L228 261L229 259ZM76 258H78V259H76ZM87 258V257H86ZM92 258L94 259V257L92 256ZM107 258V257H106ZM142 258H145V257H142ZM159 258V257H158ZM197 258V257H196ZM200 258V259H201ZM213 258V259H214ZM232 258V257H231ZM230 258V259H231ZM90 259H91V257H90ZM108 259V258H107ZM110 259V258H109ZM162 259V258H161ZM164 259V258H163ZM169 260H170V258H168ZM167 259V260H168ZM177 259H179V258H177ZM184 259V258H183ZM199 259V260H200ZM205 259H203L202 261H204ZM217 259V258H216ZM218 259H219V257H218ZM225 259V258H224ZM238 259V258H237ZM88 260V259H87ZM104 260H105V258H104ZM138 260H140V259H138ZM143 260V259H142ZM146 260V259H145ZM152 260V259H151ZM150 259H149V262L151 261ZM168 260V261H169ZM185 260V259H184ZM187 260V259H186ZM198 260V261H199ZM211 261H212V259H210ZM210 260H208V261H210ZM221 260V259H220ZM226 260H225V262H226ZM232 260V259H231ZM98 261V260H97ZM116 261V260H115ZM129 261V260H128ZM164 260H162L161 262H163ZM168 261H166V262H168ZM174 261H175V259H174ZM174 261H172V263L174 262ZM176 261H178V260H176ZM196 261H197V259H196ZM201 261V263H205V262H202ZM207 261V262H208ZM218 262H219V260H217ZM217 261H215V262H217ZM230 261V260H229ZM234 261V260H233ZM102 262V261H101ZM104 262V261H103ZM107 262H109V261H107ZM106 262V263H107ZM139 262V261H138ZM170 262V261H169ZM168 262V263H169ZM180 262V264H181V261H179ZM194 262V261H193ZM206 262V263H207ZM213 263L212 262V264H216V263ZM224 262V263H225ZM237 262V261H236ZM241 261H239V263H242ZM125 263H126V259H125ZM124 263V264H125ZM133 263H135V262H133ZM132 263V264H133ZM141 263H142V261H141ZM155 263V262H154ZM171 263V264H172ZM174 263H176V262H174ZM185 263H187V261H185ZM195 263V262H194ZM200 263V262H199ZM198 263V264H199ZM200 263V264H201ZM223 262H221V263H219V264H222ZM230 262H228V264H229ZM232 263H234V262H232ZM242 263V264H243ZM93 264V263H92ZM96 264V263H95ZM102 264V263H101ZM131 264V263H130ZM164 264V263H163ZM167 264V263H166ZM178 264V263H177ZM183 264H184V262H183ZM189 264V263H188ZM197 264V263H196ZM208 264V263H207ZM209 264H211V262L209 263ZM235 264V263H234Z\"/></svg>",
  "mask_w": 264,
  "mask_h": 264
}]
</instances>
